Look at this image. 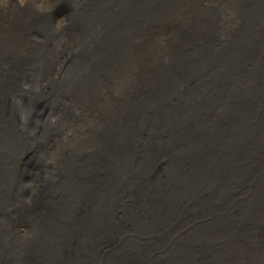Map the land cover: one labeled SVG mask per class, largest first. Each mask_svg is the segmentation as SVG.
Here are the masks:
<instances>
[{
    "label": "bare ground",
    "instance_id": "1",
    "mask_svg": "<svg viewBox=\"0 0 264 264\" xmlns=\"http://www.w3.org/2000/svg\"><path fill=\"white\" fill-rule=\"evenodd\" d=\"M0 264H264V0H0Z\"/></svg>",
    "mask_w": 264,
    "mask_h": 264
},
{
    "label": "rangeland",
    "instance_id": "2",
    "mask_svg": "<svg viewBox=\"0 0 264 264\" xmlns=\"http://www.w3.org/2000/svg\"><path fill=\"white\" fill-rule=\"evenodd\" d=\"M61 6H62V4H59V5H57V8L59 9V8H61ZM76 113H78V112H76ZM75 116L76 115H74V118H75ZM86 118H87V114H86ZM75 119L78 122V124H76V125H83V120L84 119L82 118V116L77 115ZM56 124H57V120H56L55 124H51V125H56ZM64 125H70V123L69 122H66V123H64ZM135 251L138 253V255L141 256V250L139 249L138 246L135 247ZM142 257H145V259H144L145 261H147V259H153V258H155L154 256L146 255V253H144V256H142Z\"/></svg>",
    "mask_w": 264,
    "mask_h": 264
},
{
    "label": "clouds",
    "instance_id": "3",
    "mask_svg": "<svg viewBox=\"0 0 264 264\" xmlns=\"http://www.w3.org/2000/svg\"><path fill=\"white\" fill-rule=\"evenodd\" d=\"M18 3L20 4V7H24L25 0H18ZM35 7H36L37 11H41V12L47 11V12H50V13L56 8V6H53V7H50V8H45V7H43L40 4L35 5ZM58 21H57V23H58ZM59 47H60L59 44H57V49H59Z\"/></svg>",
    "mask_w": 264,
    "mask_h": 264
},
{
    "label": "water",
    "instance_id": "4",
    "mask_svg": "<svg viewBox=\"0 0 264 264\" xmlns=\"http://www.w3.org/2000/svg\"><path fill=\"white\" fill-rule=\"evenodd\" d=\"M128 202H126V204H127ZM146 248H147V245H142L139 249L143 252V253H145V251H144V249L146 250Z\"/></svg>",
    "mask_w": 264,
    "mask_h": 264
}]
</instances>
